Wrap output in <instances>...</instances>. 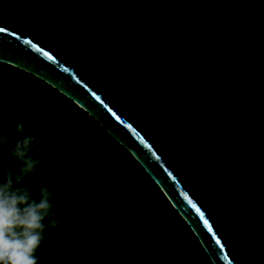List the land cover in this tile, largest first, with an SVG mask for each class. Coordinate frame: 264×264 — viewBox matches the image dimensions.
Here are the masks:
<instances>
[{
    "label": "water",
    "instance_id": "1",
    "mask_svg": "<svg viewBox=\"0 0 264 264\" xmlns=\"http://www.w3.org/2000/svg\"><path fill=\"white\" fill-rule=\"evenodd\" d=\"M0 61L128 148L214 264H264V0H0Z\"/></svg>",
    "mask_w": 264,
    "mask_h": 264
},
{
    "label": "trees",
    "instance_id": "2",
    "mask_svg": "<svg viewBox=\"0 0 264 264\" xmlns=\"http://www.w3.org/2000/svg\"><path fill=\"white\" fill-rule=\"evenodd\" d=\"M25 137L21 159L14 148ZM0 139V179L11 172L37 201L51 193L37 264H214L128 148L58 89L1 61ZM27 159L35 166L23 173Z\"/></svg>",
    "mask_w": 264,
    "mask_h": 264
},
{
    "label": "clouds",
    "instance_id": "3",
    "mask_svg": "<svg viewBox=\"0 0 264 264\" xmlns=\"http://www.w3.org/2000/svg\"><path fill=\"white\" fill-rule=\"evenodd\" d=\"M22 130L23 126L18 125L17 131ZM31 142V137L18 141L14 154L23 159ZM0 143H3L2 139ZM25 165L21 171L28 173L35 162L27 159ZM22 179L17 176L16 183ZM50 196L51 193L42 188L39 201L32 199L26 187L14 186L11 172L7 173L6 179H0V264H37L35 253L43 240V221L52 208Z\"/></svg>",
    "mask_w": 264,
    "mask_h": 264
},
{
    "label": "rangeland",
    "instance_id": "4",
    "mask_svg": "<svg viewBox=\"0 0 264 264\" xmlns=\"http://www.w3.org/2000/svg\"><path fill=\"white\" fill-rule=\"evenodd\" d=\"M51 102H53V100H51ZM52 105H53L52 103H49V104H48V102L45 104L46 109L43 111L44 116H47V115L49 114V109H50V107H51Z\"/></svg>",
    "mask_w": 264,
    "mask_h": 264
}]
</instances>
